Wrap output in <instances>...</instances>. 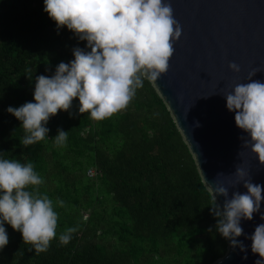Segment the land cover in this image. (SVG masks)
<instances>
[{
  "label": "trees",
  "instance_id": "trees-1",
  "mask_svg": "<svg viewBox=\"0 0 264 264\" xmlns=\"http://www.w3.org/2000/svg\"><path fill=\"white\" fill-rule=\"evenodd\" d=\"M44 7V0H0V156L33 163L43 183L28 190L53 200L57 237L36 253L5 222L9 243L0 264H213L222 258L229 248L216 227L222 217L213 214L196 159L151 81L103 120L80 113L74 98L69 110L49 119L45 139L21 143L26 131L7 108L34 102L36 77L53 75L87 43L67 26L57 29ZM59 130L68 132L63 145L55 142ZM215 207L220 210L217 201ZM69 227L76 231L61 244Z\"/></svg>",
  "mask_w": 264,
  "mask_h": 264
},
{
  "label": "clouds",
  "instance_id": "clouds-1",
  "mask_svg": "<svg viewBox=\"0 0 264 264\" xmlns=\"http://www.w3.org/2000/svg\"><path fill=\"white\" fill-rule=\"evenodd\" d=\"M44 5L57 29L67 26L87 43L84 48L75 47V58L60 62L53 75L36 77L34 102L7 108L22 122L26 135L21 143L25 146L45 139L49 119L60 110H69L74 98H79V112L89 113L95 120L125 109L145 79L156 81L168 71L174 42L182 35L170 0H44ZM230 67L240 70L235 62ZM255 74H250V82L237 84L226 94V106L235 112L236 125L247 134L240 139L264 163V82L252 80ZM67 136L68 132L59 130L56 144H65ZM236 174L247 191H237L226 199L222 211L215 207L216 193L227 198L228 188L220 182L214 189L208 187L212 212L222 217L216 227L234 248L245 252L244 259L248 246L236 238L245 235L251 239L252 252L259 254L255 264H264V223L251 235L241 226L242 219L251 220L257 213L264 220V185L246 178L249 173L243 167ZM42 183L32 162L23 164L0 156V251L9 243L5 222L19 230L36 253L47 251L57 237L59 214L53 200L38 190H28ZM57 203L64 205L63 200ZM75 231V227L67 228L59 235L60 243L68 244Z\"/></svg>",
  "mask_w": 264,
  "mask_h": 264
},
{
  "label": "water",
  "instance_id": "water-1",
  "mask_svg": "<svg viewBox=\"0 0 264 264\" xmlns=\"http://www.w3.org/2000/svg\"><path fill=\"white\" fill-rule=\"evenodd\" d=\"M182 35L174 42L170 67L156 81L160 93L194 155L202 178L213 189L217 182L228 188V197L216 193L220 210L226 199L247 189L236 174L238 167L248 179L264 185V163L241 136L235 112L228 110L226 94L235 85L252 80L264 82V0H170ZM240 66L235 71L230 64ZM208 182V184H207ZM264 211V202H262ZM264 223L260 215L242 219L244 233L251 235ZM236 239L247 245L245 252L229 241L227 253L213 264H255L258 253L252 240Z\"/></svg>",
  "mask_w": 264,
  "mask_h": 264
},
{
  "label": "built area",
  "instance_id": "built-area-1",
  "mask_svg": "<svg viewBox=\"0 0 264 264\" xmlns=\"http://www.w3.org/2000/svg\"><path fill=\"white\" fill-rule=\"evenodd\" d=\"M88 174H89V176L94 177L97 174L96 169H94V168L90 169L88 171Z\"/></svg>",
  "mask_w": 264,
  "mask_h": 264
},
{
  "label": "rangeland",
  "instance_id": "rangeland-1",
  "mask_svg": "<svg viewBox=\"0 0 264 264\" xmlns=\"http://www.w3.org/2000/svg\"><path fill=\"white\" fill-rule=\"evenodd\" d=\"M48 182H50V181H48ZM84 200H85V198H84ZM87 216H88V213H85L84 218H87Z\"/></svg>",
  "mask_w": 264,
  "mask_h": 264
}]
</instances>
